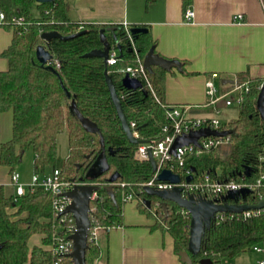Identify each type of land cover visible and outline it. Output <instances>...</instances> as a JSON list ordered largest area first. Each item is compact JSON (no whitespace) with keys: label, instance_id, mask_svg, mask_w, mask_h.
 <instances>
[{"label":"trees","instance_id":"obj_1","mask_svg":"<svg viewBox=\"0 0 264 264\" xmlns=\"http://www.w3.org/2000/svg\"><path fill=\"white\" fill-rule=\"evenodd\" d=\"M146 7L157 0H145ZM194 0H181L184 13ZM39 8V16L32 12L34 5ZM0 10L5 12L4 26L13 30L10 45L1 53L8 59V68L0 71V111H13L12 138L1 145L0 163L14 172L22 161L24 152L31 148L34 153V172L47 173L57 166V138L68 130L69 151L62 161L61 175L74 182L95 183L100 188L98 197L90 201L89 217L91 228H106L123 223L121 190L116 183L125 182V189L137 195L139 209L156 221L153 227L169 232L174 238L175 252L188 248L190 236V214L172 201H168L165 213L161 199L149 195L141 184L154 175L147 160L134 158V152L141 143H133L122 128L121 120L111 98L107 74L112 78L126 118L139 132L145 144L156 143L162 136L163 124L169 122L166 110L170 103L165 100L166 70L153 66L149 72L156 96L148 89L145 81L141 88L129 89L124 86L125 72L121 69L137 64V57L144 59L154 48L150 29L148 32L129 34L124 23L99 24L75 21L68 16L65 0L36 2L35 0H0ZM22 15L25 23L14 25L11 20ZM113 26L114 29H108ZM105 29L112 47L118 49V63L108 65L103 57L85 56L93 49L104 47L100 30ZM58 30L63 35L80 32L69 39L53 38L47 42L42 33ZM46 45L53 53L51 65L54 70L42 66L36 56V48ZM180 71L193 75L186 69L187 60H180ZM249 80L250 90L239 106L238 116L222 122V128L229 130V141L217 148L193 156L190 168L193 179L198 180L209 174L213 180L255 182L264 175V122L256 106V100L264 83L260 79H248L238 74V81ZM223 86L226 85H222ZM223 90V89H222ZM69 92V95L67 94ZM75 101L80 112L99 127V132L87 131L71 109ZM211 107V106H210ZM202 105H194L195 113L203 110ZM101 136L104 138L108 168L99 176H87L90 166L102 151ZM109 148L114 150L109 152ZM249 169V175L246 170ZM119 172L115 182L109 178ZM112 185L113 199L107 191ZM222 194H218L220 199ZM211 196V195H210ZM264 197V181L261 186L251 189L238 202L255 204ZM214 198V196H212ZM53 194L38 187L26 194L8 195L4 185H0V264H54L57 256L52 252L54 235L64 228L75 225L71 213L65 214V222L53 206ZM145 199L151 200L148 207ZM232 201V200H230ZM159 206H155L156 203ZM40 236V244L30 246L32 236ZM264 242V208L251 215L226 212L222 218L212 220L206 228L198 254H192L193 264L209 258L213 264H227L240 253ZM100 247L88 237L86 264H98ZM61 264H72L71 257L64 255Z\"/></svg>","mask_w":264,"mask_h":264},{"label":"crops","instance_id":"obj_2","mask_svg":"<svg viewBox=\"0 0 264 264\" xmlns=\"http://www.w3.org/2000/svg\"><path fill=\"white\" fill-rule=\"evenodd\" d=\"M65 1L71 20L146 25L162 56L187 60L186 69L196 74L186 75L175 68L166 74L165 100L170 104L207 103L206 82L214 74L221 89L232 84H222L223 78L235 81L240 73L248 79L264 81V0H194L190 6L195 12L192 20L185 19L181 0H157L148 8L141 5V0H134L131 8L127 0ZM34 7L32 12L37 17L40 11L36 4ZM239 14L242 19L236 17ZM12 38L13 30L0 24V71L8 68V59L1 53ZM203 108L197 114H214L213 107ZM12 135L13 111H0V151ZM33 163L34 153L31 165L18 169L22 183L32 178V167V175L35 173ZM0 185H4L8 195L15 194L10 167L1 163ZM155 221L139 209L136 200L126 202L123 223L97 232L98 264H183L175 252L173 236L153 227ZM35 236L38 235L32 237ZM39 241L37 238L34 244ZM259 246L260 250L252 248L248 250L252 254L240 253L227 263L259 264L264 260V242Z\"/></svg>","mask_w":264,"mask_h":264},{"label":"built area","instance_id":"obj_3","mask_svg":"<svg viewBox=\"0 0 264 264\" xmlns=\"http://www.w3.org/2000/svg\"><path fill=\"white\" fill-rule=\"evenodd\" d=\"M195 12L191 7H188L185 12V19L192 20L194 18ZM238 19H242L243 15L239 14L236 16ZM11 22L14 25H22L25 23V18L22 15H15ZM7 23L5 12L0 10V24L4 25ZM128 33L130 34L129 28L126 23H124ZM118 49L111 47L109 50V56L107 59L108 65H114L118 63ZM137 64L128 65L121 70L130 77L143 79L150 91L156 96V92L153 87L151 78L149 77L148 70L144 67V59L137 57ZM214 74L206 82L207 95L209 100L205 103L204 107H213V115H199L195 113L192 109L194 105L189 104H170L166 110L167 118L169 122L163 124L162 126V136L160 139L153 144L141 143L134 152V158L138 160L149 161L148 150L156 161V171L154 175L147 181L141 184V187L150 186L156 189H166L173 188L174 186L182 187V194L186 196L189 193H196L199 195H204L211 199H216L218 194H225L229 190L241 189L247 187L249 189L257 188L261 186L264 181V175L258 178L255 182H238L234 180L228 181H218L213 180L209 174H205L198 180L192 179L190 182L186 181V177L192 174L190 168L189 160L193 156H200L205 153V151L217 148L221 144L227 143L229 141V134L224 136H201L198 139V144L190 143L187 145H182L176 148V151H172L173 143L177 136L189 133L192 130H197L200 128H212L217 130H224L222 128L223 120L220 118L219 114L221 109L218 104L223 101L226 106H232L238 104L239 106L245 100L246 94L250 90L249 80H244L242 82L235 80L234 83L229 84L223 90L220 85L217 84V80L214 78ZM158 99V98H157ZM135 122H131L130 127L136 137H139V132L135 128ZM164 169H170L172 172L179 174L181 181L179 183H172L168 180H160L158 178L159 173ZM11 181L15 187V194L23 195L28 191H33L38 187H43L50 191L53 196V206L57 214L63 216L61 222H65V212L67 206L71 203V198L67 195L76 184H89L85 182H74L64 179L61 175V169L56 167L47 173H34L32 175L31 181L28 183H22L20 181V173L15 170L11 173ZM95 184V183H91ZM116 185L121 190V197L124 203L132 200H137V195L132 191L125 189V182H118ZM211 195V196H210ZM214 196V198H212ZM98 197L97 191L93 192L92 199L94 200ZM263 198V197H262ZM156 207L159 206L157 202ZM255 210L244 211V216H249ZM183 212L189 214L186 209ZM223 213H218L216 218H222ZM109 228V227H106ZM100 228L95 227L90 235L92 241L97 242V232ZM75 225L73 227L64 228L63 232H56L54 235V241L52 246V252L57 259L54 264H61L64 255H68L73 248V242L69 239V236L74 232ZM90 232V231H89ZM89 237V236H88ZM254 249L260 250V246H254ZM230 264V263H227ZM259 264H264V260H261Z\"/></svg>","mask_w":264,"mask_h":264},{"label":"water","instance_id":"obj_4","mask_svg":"<svg viewBox=\"0 0 264 264\" xmlns=\"http://www.w3.org/2000/svg\"><path fill=\"white\" fill-rule=\"evenodd\" d=\"M37 2H50L51 0H35ZM108 29L113 30L114 27L111 26ZM131 34H137L140 32H148L146 26H134L129 29ZM80 32H76L70 35H63L58 30H51L42 33V38L49 42L53 38L60 39H69ZM101 41L103 42L104 47L101 49H93L85 54V56H99L103 57L105 63L107 64V59L109 56V50L112 45L107 39L105 34V29L100 30ZM36 56L40 64L50 70H54V67L51 65V60L54 55L46 47V45H39L36 48ZM160 66L163 69L171 70L172 68L181 69L182 64L180 60L171 59L164 57L162 55L154 53V48H151L150 51L144 57V67L149 71L153 72V66ZM107 83L110 90L111 98L116 107L118 116L121 120L122 128L125 131L129 140L133 143H144L145 140L136 137L133 133L132 128L126 118L122 104L112 78L107 74ZM222 84L234 83L233 79L223 78L221 80ZM123 84L129 89H137L142 87V83L138 78L130 77L129 74H126L123 78ZM69 95V92L67 93ZM256 106L261 116V119L264 122V83L261 86L260 92L256 100ZM71 109L75 115L80 119L83 127L90 132L96 133L99 132L98 125L85 117L80 110L78 109L75 101L71 103ZM229 134V130H217L212 128H200L197 130H192L189 133H185L176 137L172 151L175 152L176 148L182 145H187L190 143L198 144V139L201 136H224ZM102 151L95 160V162L90 166L87 176L94 178L101 175L108 168V160L106 156V149L104 144V138L101 136L100 139ZM109 152L113 153L114 150L109 148ZM149 162L152 166V170L156 171V161L151 153V150H148ZM194 171V167L191 168ZM246 175H249V169L246 170ZM119 172H114L110 178V182H115L119 177ZM158 178L160 180H168L172 183H179L181 177L179 174L172 172L170 169L162 170ZM193 179V175L190 174L186 177V181L190 182ZM100 188L96 184H76L67 195L71 198V203L67 206L65 212L71 213L75 219V230L69 236V239L73 242L72 251L68 254L71 257L72 264H86V249L88 247V236L91 228V220L89 217L90 212V201L92 199V194L95 191H98ZM146 192L149 195L157 196L161 199V205L167 213L168 211V201L175 202L183 209H186L191 216L190 220V236L188 241V248L186 250L180 251L178 253L180 260L183 264H193L192 254H198L201 248V242L203 234L206 228L210 227L213 219L216 218L218 213L226 212H236L242 213L247 210H260L264 208V197L255 204H248L238 202L239 198L244 199L251 189L244 187L241 189L229 190L225 194L221 195V198L211 199L204 195H199L196 193H189L186 196L182 194V187L174 186L173 188L166 189H156L154 187L147 186L145 187ZM107 191L110 196L115 199L113 186L108 185ZM232 200V201H230ZM144 203L150 207L151 200L145 199ZM201 264H213L212 260L209 258H203L200 260Z\"/></svg>","mask_w":264,"mask_h":264},{"label":"rangeland","instance_id":"obj_5","mask_svg":"<svg viewBox=\"0 0 264 264\" xmlns=\"http://www.w3.org/2000/svg\"><path fill=\"white\" fill-rule=\"evenodd\" d=\"M127 2H128V5H129L130 8L133 7L134 0H127ZM145 4H146V1L145 0H141V5L142 6H145ZM34 8H36V7H34ZM236 80H238V79H236ZM217 84H219V81L218 80H217ZM220 105L222 106V110H221V113L219 114V116H220V118L223 121H227L229 119H232V118H235V117L238 116V111H239V105L238 104H234L232 106H226L224 104V102L222 101L220 103ZM68 151H69L68 130L65 129L62 133H60L58 135V138H57V166L58 167L61 166L62 161L67 157ZM32 156H33V150L31 148L27 149L24 152L23 159L18 164V167H17L16 170L19 172L18 169L21 170V168H24V166H26V164L31 165L30 163L32 161ZM32 168L30 170L31 171L30 178L32 177V172H33V169ZM30 181H31V179L29 180V182ZM134 200H132V201H134ZM128 202H130V201H128ZM37 238L39 239L40 236L32 237L30 239V245L33 246V244H34V242L36 241ZM252 253H253V251H248V252L243 253V254H252Z\"/></svg>","mask_w":264,"mask_h":264}]
</instances>
